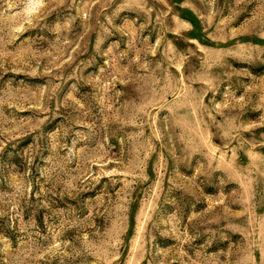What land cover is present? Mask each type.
<instances>
[{"label":"rangeland","instance_id":"obj_1","mask_svg":"<svg viewBox=\"0 0 264 264\" xmlns=\"http://www.w3.org/2000/svg\"><path fill=\"white\" fill-rule=\"evenodd\" d=\"M0 264H264V0H0Z\"/></svg>","mask_w":264,"mask_h":264}]
</instances>
